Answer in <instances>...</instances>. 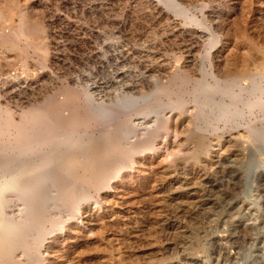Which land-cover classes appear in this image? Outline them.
I'll return each mask as SVG.
<instances>
[{"label":"rangeland","instance_id":"1","mask_svg":"<svg viewBox=\"0 0 264 264\" xmlns=\"http://www.w3.org/2000/svg\"><path fill=\"white\" fill-rule=\"evenodd\" d=\"M263 52L264 0H0V264H264Z\"/></svg>","mask_w":264,"mask_h":264},{"label":"bare ground","instance_id":"2","mask_svg":"<svg viewBox=\"0 0 264 264\" xmlns=\"http://www.w3.org/2000/svg\"><path fill=\"white\" fill-rule=\"evenodd\" d=\"M264 53V52H263ZM261 69H262V71H263V73H264V54H263V59H262V62H261ZM242 72V71H241ZM238 75V74H237ZM8 187H10V186H8ZM6 188V187H5Z\"/></svg>","mask_w":264,"mask_h":264}]
</instances>
